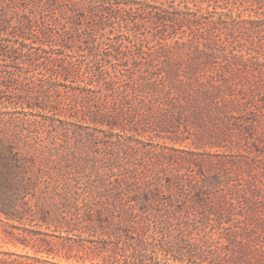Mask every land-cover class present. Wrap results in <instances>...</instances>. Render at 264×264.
<instances>
[{
    "label": "rangeland",
    "instance_id": "rangeland-1",
    "mask_svg": "<svg viewBox=\"0 0 264 264\" xmlns=\"http://www.w3.org/2000/svg\"><path fill=\"white\" fill-rule=\"evenodd\" d=\"M14 1L49 39L0 50V133L21 153V212L0 211V258L264 264V0ZM90 38L127 51L100 78L84 67L100 65ZM148 60L152 83L137 93ZM125 179L149 180L155 197L122 194L131 226Z\"/></svg>",
    "mask_w": 264,
    "mask_h": 264
},
{
    "label": "trees",
    "instance_id": "trees-1",
    "mask_svg": "<svg viewBox=\"0 0 264 264\" xmlns=\"http://www.w3.org/2000/svg\"><path fill=\"white\" fill-rule=\"evenodd\" d=\"M35 2V0H32ZM97 2H105V0H72V4H76L77 6L80 5V3L85 4H93ZM27 8L26 4L23 2H16L14 0L6 1V3H3L0 0V50L5 48H10L14 51H17L18 49H21L20 45L24 44L26 45L27 39H32V41H38L40 40L42 44L49 39H46L47 31L43 28H39L38 32H36L35 28V20L31 16L30 13L22 12L25 11ZM31 12L34 13V9L30 8ZM12 11V12H10ZM12 13V14H11ZM49 37V36H48ZM83 49V48H82ZM81 49V50H82ZM88 49L90 54L93 56V58L99 59L97 63L99 62L100 65L97 66V68H94L90 63H87L84 67L87 71L94 72L93 75H97L98 72H100L101 76H98V78L103 77V70H102V62L109 60L111 57H114L119 60L121 63L126 56L127 51L122 50L121 48H116L115 52L113 53H104L99 48L98 45H96L91 38L88 41ZM68 52V51H67ZM29 57L32 55H37L34 52L27 51L26 53ZM70 58L66 61V69L69 71L74 70L75 68V59H73L75 56L72 53H67ZM85 56V55H84ZM34 57V56H33ZM135 58V55H134ZM36 59H40L38 56ZM106 59V60H105ZM57 58L56 56L50 55L49 57L42 60L41 64L46 67V71L50 70V67L48 65L56 63ZM134 62L138 63V59L135 58ZM146 67L150 70H148V74H140L139 78L134 84V89L138 93L143 87L150 86L151 76L153 75L152 72V62L148 60V62L145 63ZM137 65V64H136ZM97 69V74L95 73ZM192 72L196 71V68L190 69ZM172 73L174 72V75L176 77H179V70L178 68H172L170 70ZM59 72V71H58ZM57 73V71H56ZM112 80L109 83V85H115L116 79H114L113 74L111 72L109 73ZM4 77V76H3ZM133 79V76H130ZM1 79V77H0ZM50 80V79H48ZM5 83V81L0 80V84ZM183 83V82H182ZM119 89V88H118ZM117 87L115 91H118ZM58 106H62V99L56 100ZM99 112H93V116H95L97 119H100V121L103 123L106 116L109 114L106 111H103V107L101 105L97 106ZM20 158L21 153L15 148L12 142L9 141L8 137L4 135L3 133H0V174H6L8 178L5 179V182L0 181V211L5 213L7 215V218L16 216V214L21 212V209L18 208V194H17V181L14 178L17 171L19 164H20ZM118 195L121 199L119 200L120 206L122 209V214L120 216V222L123 223V221L127 222L128 224L132 221V219H135L136 214L133 212H130V209L127 204L128 198H125L122 196L123 193L129 194L134 192V195L137 197L143 196L145 201L151 202L153 198L152 188H151V182L149 180H137V181H129L128 179H125L123 181H120ZM117 196V197H118ZM141 198V197H140ZM141 200V199H140ZM24 204V203H23ZM12 205L15 207L13 209L9 208V206ZM20 205V204H19ZM100 213H103V210H99ZM133 219V221H134ZM113 219L110 218V222H112ZM149 223V222H148ZM120 224V223H119ZM130 226L132 224H129ZM39 264H44L46 260L36 258L35 259ZM0 262L3 264H20L21 262L13 260H6L1 259ZM22 264V263H21ZM28 264V263H25Z\"/></svg>",
    "mask_w": 264,
    "mask_h": 264
}]
</instances>
